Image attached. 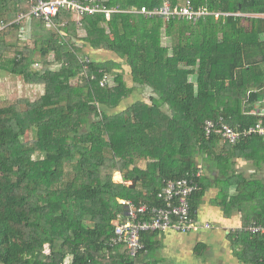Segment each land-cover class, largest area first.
I'll use <instances>...</instances> for the list:
<instances>
[{
    "label": "trees",
    "instance_id": "obj_1",
    "mask_svg": "<svg viewBox=\"0 0 264 264\" xmlns=\"http://www.w3.org/2000/svg\"><path fill=\"white\" fill-rule=\"evenodd\" d=\"M189 1L209 14L148 18L129 10L163 0H106L127 12L85 16L79 25L60 10L56 32L31 18L26 33L27 19L14 21L34 0H0V70L43 90L34 100L0 96V264H133L118 253L121 244L108 245L127 209L119 199L160 206L157 192L201 170L200 158L233 165L234 157L264 153V138L230 144L204 131L219 117L237 128L264 123V0ZM22 34L34 48L17 44ZM100 53L114 58L90 56ZM133 94L141 98L119 109ZM115 171L137 177L136 185L114 181ZM198 182L192 215L204 177ZM244 182L263 222L264 182ZM256 256L264 264V253Z\"/></svg>",
    "mask_w": 264,
    "mask_h": 264
},
{
    "label": "crops",
    "instance_id": "obj_2",
    "mask_svg": "<svg viewBox=\"0 0 264 264\" xmlns=\"http://www.w3.org/2000/svg\"><path fill=\"white\" fill-rule=\"evenodd\" d=\"M172 1L182 5L186 0ZM251 158L248 160L234 157L231 159L233 165L226 163L217 165L199 160L201 176L204 177L202 184L204 191L192 215L197 228L187 232L165 230L143 233L142 238L148 245V252L142 256L144 259L142 262L144 264L258 263L256 254L264 253V243L258 246L256 237L264 238L262 237L264 235L251 234L242 227L255 221L262 223L257 221L260 208H258V197L257 199L252 197L254 191L244 181L255 179L264 182V176L258 177L264 170V153L261 151L259 157ZM142 163H145L144 166ZM138 166L146 169L147 162L139 161ZM229 171V175H226ZM115 172L119 174V179H114L113 175L114 181L131 187L136 185L137 182L133 186L132 183L125 181L121 172ZM117 251L120 255L127 256L125 245H119Z\"/></svg>",
    "mask_w": 264,
    "mask_h": 264
},
{
    "label": "built area",
    "instance_id": "obj_3",
    "mask_svg": "<svg viewBox=\"0 0 264 264\" xmlns=\"http://www.w3.org/2000/svg\"><path fill=\"white\" fill-rule=\"evenodd\" d=\"M60 10L69 13L77 24L85 16L94 14H103L109 19L113 13L127 12L118 7H108L106 0H34L29 10L20 13L17 21L21 19H41L49 22L53 28L56 26L53 17ZM132 13L142 14L145 17H161L165 20L180 19L185 21H197L199 18L209 14L205 7L194 8L189 0L185 4L172 5L169 0H163L160 5L152 8L142 6L140 9L129 10ZM218 14H216L217 17ZM64 20L62 25L66 24ZM6 24H0V30ZM85 68L90 60L85 56ZM94 78V75L91 77ZM109 81L108 75H105L100 85H105ZM261 113H264V101ZM204 131L207 136L212 133L219 134L230 144H236L241 139L249 136L264 137V123L260 120L254 125L248 127H233L229 125L223 117L218 120H206ZM201 176V170L196 172H186L182 177L168 180L157 192V198L161 205H152L149 203L137 204L130 199H119L121 204L127 206L124 216L114 222V231L109 239V246L123 244L127 248L128 258L133 264H144L135 261L141 253L148 252L145 244L141 241V234L144 232H157L165 230H175L187 232L196 229V223L192 217L190 198L199 190L198 178ZM242 229L251 234L264 235V222H252ZM66 264H69L67 262Z\"/></svg>",
    "mask_w": 264,
    "mask_h": 264
},
{
    "label": "rangeland",
    "instance_id": "obj_4",
    "mask_svg": "<svg viewBox=\"0 0 264 264\" xmlns=\"http://www.w3.org/2000/svg\"><path fill=\"white\" fill-rule=\"evenodd\" d=\"M31 19H27V23L25 25V31L26 33H30V31L32 30L31 27V21H29ZM14 22H18L17 19H15ZM53 30L56 32V28H53ZM163 43L167 44V39H163ZM17 44L19 46H26V47H30V48H34V42L33 40H31L30 38L24 36L23 34L20 35V37L17 39ZM85 54L83 53L82 56H84ZM90 56H94L99 57L101 59H111L114 58V56L109 55V54H104V53H100V54H92ZM39 66V65H38ZM37 66V67H38ZM43 90L41 86H35V85H28L25 84L24 81L17 76L14 75H9V73L5 70H0V96L4 97L6 96V98H17V97H28L32 100L38 98L41 94H42ZM144 97L147 98V94L143 93ZM141 98V95L137 96L135 94L131 95L129 98L125 99L124 101L121 102V105L119 106V109L125 108L126 106H128L129 104H131L133 101H135L136 99ZM202 158H200L199 160H201ZM203 160V159H202ZM205 160V159H204ZM203 160V161H204ZM210 163V162H208ZM144 166L145 163H142ZM264 170L262 171V174L258 175V177H260L261 175L264 176ZM118 174V173H117ZM115 175V174H113ZM202 175V174H201ZM114 179H119V174L115 175ZM130 183H132L131 181H128Z\"/></svg>",
    "mask_w": 264,
    "mask_h": 264
},
{
    "label": "water",
    "instance_id": "obj_5",
    "mask_svg": "<svg viewBox=\"0 0 264 264\" xmlns=\"http://www.w3.org/2000/svg\"><path fill=\"white\" fill-rule=\"evenodd\" d=\"M136 181H137V177L134 179V180H132V185L134 186V184L136 183Z\"/></svg>",
    "mask_w": 264,
    "mask_h": 264
}]
</instances>
